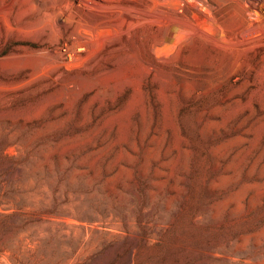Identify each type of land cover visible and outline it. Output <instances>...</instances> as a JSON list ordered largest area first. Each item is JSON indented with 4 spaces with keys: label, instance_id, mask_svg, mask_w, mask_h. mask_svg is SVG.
<instances>
[{
    "label": "rangeland",
    "instance_id": "374dc122",
    "mask_svg": "<svg viewBox=\"0 0 264 264\" xmlns=\"http://www.w3.org/2000/svg\"><path fill=\"white\" fill-rule=\"evenodd\" d=\"M0 264H264V0H0Z\"/></svg>",
    "mask_w": 264,
    "mask_h": 264
},
{
    "label": "trees",
    "instance_id": "16d2710c",
    "mask_svg": "<svg viewBox=\"0 0 264 264\" xmlns=\"http://www.w3.org/2000/svg\"><path fill=\"white\" fill-rule=\"evenodd\" d=\"M140 214L141 211H138ZM59 214V209L56 202L54 201L50 206L41 203L38 209H33L26 212L14 213L11 217H16L19 219L20 223L24 226H31L39 224L43 221L42 216H57Z\"/></svg>",
    "mask_w": 264,
    "mask_h": 264
}]
</instances>
